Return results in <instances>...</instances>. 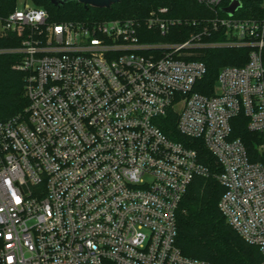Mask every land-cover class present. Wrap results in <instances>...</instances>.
<instances>
[{
  "label": "built area",
  "instance_id": "obj_1",
  "mask_svg": "<svg viewBox=\"0 0 264 264\" xmlns=\"http://www.w3.org/2000/svg\"><path fill=\"white\" fill-rule=\"evenodd\" d=\"M199 16L151 9L106 20L52 18L42 6L0 13V38L19 45L29 106L0 119V264H216L178 245V211L196 177L210 176L203 140L222 167L219 208L264 255V17L196 0ZM231 3V2H230ZM248 48L212 94L211 49ZM258 135L249 151L235 118Z\"/></svg>",
  "mask_w": 264,
  "mask_h": 264
},
{
  "label": "trees",
  "instance_id": "obj_2",
  "mask_svg": "<svg viewBox=\"0 0 264 264\" xmlns=\"http://www.w3.org/2000/svg\"><path fill=\"white\" fill-rule=\"evenodd\" d=\"M38 6L49 10L52 18L65 20H106L129 16H145L151 9L168 6L174 16H199L206 13L207 7L196 0H121L111 8L86 9L77 1L58 6L51 0H34ZM232 0H226L229 5ZM17 6V0H0V13L8 15ZM236 16L264 17V0H243L242 8ZM19 45V40L11 42L0 38V47ZM248 48L211 49L202 59L208 65V73L203 82L208 89L200 92L212 94L220 70L225 66H243L249 60ZM264 57V51H263ZM20 55H0V119L24 114L29 106L26 96V73L14 66L20 62ZM247 118L243 115L233 122V135L240 137L249 151H254L258 135L247 127ZM161 127L169 136L196 148L200 161L210 169V176L196 177L185 194L178 211V245L189 257L207 260L216 264H264V255L260 249L247 243L228 223L220 211L219 201L225 189L216 175L222 167L215 156L205 146L203 140H189L177 133V115L165 119Z\"/></svg>",
  "mask_w": 264,
  "mask_h": 264
},
{
  "label": "water",
  "instance_id": "obj_3",
  "mask_svg": "<svg viewBox=\"0 0 264 264\" xmlns=\"http://www.w3.org/2000/svg\"><path fill=\"white\" fill-rule=\"evenodd\" d=\"M58 6H64L71 1H77L85 6L86 9L90 7L95 8H111L114 4L121 2V0H51ZM243 6V0H232L231 3L223 9L228 15H235Z\"/></svg>",
  "mask_w": 264,
  "mask_h": 264
},
{
  "label": "rangeland",
  "instance_id": "obj_4",
  "mask_svg": "<svg viewBox=\"0 0 264 264\" xmlns=\"http://www.w3.org/2000/svg\"><path fill=\"white\" fill-rule=\"evenodd\" d=\"M30 4L38 6L40 3L35 2L34 0H17V5Z\"/></svg>",
  "mask_w": 264,
  "mask_h": 264
}]
</instances>
